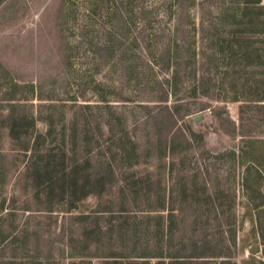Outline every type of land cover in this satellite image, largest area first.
<instances>
[{
  "label": "rangeland",
  "instance_id": "1",
  "mask_svg": "<svg viewBox=\"0 0 264 264\" xmlns=\"http://www.w3.org/2000/svg\"><path fill=\"white\" fill-rule=\"evenodd\" d=\"M0 264H264V0H0Z\"/></svg>",
  "mask_w": 264,
  "mask_h": 264
},
{
  "label": "trees",
  "instance_id": "2",
  "mask_svg": "<svg viewBox=\"0 0 264 264\" xmlns=\"http://www.w3.org/2000/svg\"><path fill=\"white\" fill-rule=\"evenodd\" d=\"M259 1V0H258ZM247 4L250 3V1L246 2ZM246 145L243 148V153L246 156V158L249 159L250 162H252L253 164H256L258 167L262 168L263 167V163L261 161H259L260 157L254 154V141H247L246 140Z\"/></svg>",
  "mask_w": 264,
  "mask_h": 264
}]
</instances>
